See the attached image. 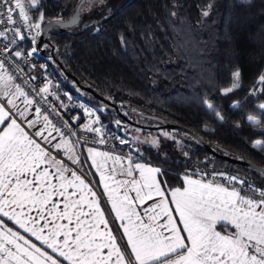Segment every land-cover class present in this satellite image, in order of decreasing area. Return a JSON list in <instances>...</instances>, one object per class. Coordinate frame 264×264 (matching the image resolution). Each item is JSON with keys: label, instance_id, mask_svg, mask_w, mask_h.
Instances as JSON below:
<instances>
[{"label": "snow or ice", "instance_id": "1", "mask_svg": "<svg viewBox=\"0 0 264 264\" xmlns=\"http://www.w3.org/2000/svg\"><path fill=\"white\" fill-rule=\"evenodd\" d=\"M239 2L250 4L251 0ZM89 3L90 0H80L68 21L55 23L65 28L77 25L82 9ZM38 6L39 0L27 3L25 0H0V25L12 26L14 33L10 44H16L17 38L25 39L21 25L30 35L35 32L32 35L35 43L36 36L43 31L44 15L41 13L33 22L29 12ZM202 14L207 16L208 11ZM9 30L8 27L0 28V38L6 39ZM120 39L123 42L124 38ZM36 51L33 48L27 54L34 55ZM0 52L8 53L9 60L13 55H24L22 51L9 52L8 46ZM240 75L239 70L232 73L231 86L223 89V94L240 86ZM15 80L0 59V126H3L0 130V264H61L59 258L66 264H264V189L252 185L244 189L246 181L225 177L214 170L211 178L207 173L188 172L182 177L183 187L170 190L173 208L158 178L164 171L160 167L134 163L131 154L125 166L121 156L88 147L91 166L100 174L99 183L103 185L101 196L106 197L110 205L106 216L100 196L91 182H86L87 177L49 155L48 147H42L33 138L54 147L57 153L62 147L72 152L65 132L52 124L47 114H43L42 126L37 127L41 125V107H35L36 118L33 119L29 112L36 102ZM258 83L264 85V73L258 77ZM32 91L46 102L42 94H51L50 82ZM259 91L264 92V88ZM21 99L23 108L17 104ZM204 103L215 110L210 102ZM80 107L89 117L97 111ZM258 107L264 110V104ZM217 118L223 119L219 113ZM79 119V116L71 117L72 121ZM247 119L259 123L253 117ZM99 120L96 115L83 130L100 134L101 128L94 127ZM62 123L68 128L69 136L76 135L67 121ZM22 124L37 130L30 136ZM116 124L119 126L120 122ZM51 131L60 136L59 143H53L55 137ZM163 135L175 139L168 133ZM96 142L106 143L102 135ZM120 143L127 145L123 138ZM156 143L152 141L154 146ZM261 145L264 141L253 142L254 148ZM184 155L187 157L188 153ZM69 159L74 164L80 163L73 155H69ZM117 174L126 178L117 179ZM196 176L199 178H194ZM218 179H226L228 186L218 183ZM147 201L154 202L145 206ZM109 217L119 222V236L109 227ZM3 218L34 237L40 246L8 227ZM177 219L182 227L178 226ZM218 226L224 231L217 230ZM118 239L124 242L123 248ZM45 246L50 252L44 250Z\"/></svg>", "mask_w": 264, "mask_h": 264}, {"label": "trees", "instance_id": "2", "mask_svg": "<svg viewBox=\"0 0 264 264\" xmlns=\"http://www.w3.org/2000/svg\"><path fill=\"white\" fill-rule=\"evenodd\" d=\"M79 3L39 0L38 8L30 12L33 20L43 13L44 24L53 18H69ZM88 17L82 15V20ZM94 27L50 31L42 44L54 55L50 76L74 96L76 88L83 89L76 77L106 98L111 104L93 93L83 96L102 104L101 119L116 131L117 141L124 132L116 121L145 130L159 127L142 125L131 106L188 129L167 127L175 130L171 135L175 139L160 136L158 146L135 148L129 139L132 157L164 170L161 178L168 188L181 186L183 174L197 169L227 172L264 188V172L212 153L190 132L219 151L228 149L264 166V145L253 147L254 141H264V110L258 107L264 102V92L259 91L264 85L258 83L264 73V0L250 4L239 0H128L107 15L96 32ZM24 46L31 47V41ZM237 70L240 86L223 94ZM205 101L215 110L207 108ZM251 115L259 123L249 122Z\"/></svg>", "mask_w": 264, "mask_h": 264}, {"label": "built area", "instance_id": "3", "mask_svg": "<svg viewBox=\"0 0 264 264\" xmlns=\"http://www.w3.org/2000/svg\"><path fill=\"white\" fill-rule=\"evenodd\" d=\"M4 19L6 20L7 17L5 16ZM3 27H8L10 30L6 39L0 38V49H2L4 46H8L9 52L14 53L15 51H22L24 53V55L21 57H15L13 55L12 59L9 60L6 58L8 53L0 52V59L4 60L8 73L16 77L15 82L20 84L25 89V91L29 93L31 98H34L36 106L41 107L42 113L47 114L53 120L54 124L58 128H61V130L64 131L66 135H68V128L64 127L62 122H68V126L71 128V131L76 133V135L68 136L73 141L80 156H83L84 146L88 144L96 145L105 149H111L126 155L132 153L131 148L127 145L121 144L120 141H117L116 133L111 134L110 130L108 129H103L104 131H102L100 134L83 130V126L88 123L87 117L84 114V110L76 103L73 92L64 86L60 80L50 76L49 69L52 61L54 60V55L51 52L43 51L42 48L37 45L38 36H36L35 43H33L32 35H35V32L30 35L29 31L24 29L21 25L25 39L21 41L19 38H17L16 44H10L9 41L14 35L13 31L11 30L12 26L0 25V28ZM41 28H43L42 23ZM98 29L99 25H96L92 31L96 32ZM27 40L31 41V47L24 46ZM33 48L37 49L36 53L34 55H28L27 53ZM25 81H27V83H25ZM48 82H50L51 94H42L46 96L45 102V100L41 99V96H37L35 92L32 91V89L35 88L38 90ZM73 116H79V121H72L71 117ZM101 135L106 141L104 144H99L96 142L99 140ZM81 136H83L84 139H79ZM85 140L87 143H85ZM59 154H61V150H59ZM212 172L213 170L197 169L194 173H207L208 178H211ZM215 173H223L225 177H235L223 171H215ZM238 180L243 179L238 178ZM217 182L228 185V181L226 179H218ZM248 185H252L257 189H264L261 186L248 182L244 184V189H247ZM236 186L240 187L238 183Z\"/></svg>", "mask_w": 264, "mask_h": 264}, {"label": "crops", "instance_id": "4", "mask_svg": "<svg viewBox=\"0 0 264 264\" xmlns=\"http://www.w3.org/2000/svg\"><path fill=\"white\" fill-rule=\"evenodd\" d=\"M16 83V82H15ZM31 98V97H30ZM17 104L19 105V107L23 108L24 105H23V102H22V99L21 100H17ZM35 107H36V104H34L29 112V115L35 119L36 116H35ZM91 108V107H90ZM98 109H100V106H98ZM40 121H41V125H38L37 127H40L42 126V122H43V113L41 114V116L39 117ZM50 121L52 122V124H54L53 120L49 117ZM55 125V124H54ZM25 131H27L29 133L30 136L33 135V133L37 130L36 128H32V129H29L27 127L26 124H22L21 125ZM56 126V125H55ZM3 126H0V130H2ZM45 135H48V133L46 132ZM51 135L53 137H55L53 143H59L61 138L60 136L55 132V131H51ZM65 137H69L68 135L65 134ZM34 139H37V142L41 143V146L42 147H48V150H49V155H51L52 157H54L55 159L57 160H61L62 163L68 167L70 170H76L78 174H81V175H85L87 177V181H90L91 182V186L93 187V190L97 192L98 196H100V199H101V207L105 209V213H106V216H108V212H107V209L110 207V205L107 203V200H106V197L104 196H101V193L103 191V185L99 183V180H100V174L98 172H96V169L94 166H91L92 165V161H91V158L88 157V153H87V148L88 147H95L98 151H105V152H110L112 155H119L122 157V161L124 163V165L126 166L127 164V156L126 154H122V153H119V152H116L114 150H111V149H105V148H102V147H99V146H96V145H92V144H88L86 146H84V154L83 156H80L79 152L77 151L76 152V149L75 147L73 148V146H70L72 147V152H68L67 151V148L65 147H62L60 150H61V154L57 153V150L54 148V147H51V146H48V145H45L43 141H40L38 138H35L33 137ZM70 139V137H69ZM72 142V140L70 139V143ZM73 143V142H72ZM74 144V143H73ZM69 155H73L74 157H78L79 158V161L80 163L79 164H74L72 160L69 159ZM133 158V162L136 163H142V164H145V165H150L152 167H158L157 165H155L154 163L152 162H149V161H146V160H142V159H139V158ZM99 159V158H98ZM108 165L111 166L112 165V161L109 160L108 161ZM117 168L119 169V165H117ZM51 171V169H50ZM107 168H105V173L107 174ZM70 175V173H69ZM184 175V174H183ZM138 176V174H137ZM183 177V176H182ZM123 178H126V177H121L119 176V174H117V179H123ZM159 179H161V183H162V188L165 189L166 191V195L169 196V205L170 207H173L174 208V205L171 204V201H170V190L171 189H174V188H177V187H183V184L181 186H175V187H172V188H168L166 187V185L163 183L162 181V178L161 177H158ZM194 178H199L198 176L194 177ZM111 183V181H109ZM226 185V184H225ZM228 186V185H226ZM157 199V198H154V200ZM154 201H147L146 202V205H151ZM114 215V214H113ZM174 216H177L176 213H173ZM5 220V224L8 226V227H12L14 230H18L21 232V234L23 235H26L28 236L33 243H36L38 246H40V242L39 241H36L34 237H30V234H26L23 232L22 229H19L18 225H14V222H11V221H8L7 218H3ZM119 222L116 221V222H113V220L111 219V217H109V227L113 230V233L117 236H119V233H117V226H118ZM177 224L178 226H181L180 225V222L179 220L177 219ZM217 230H220L219 228H217ZM122 231V230H121ZM220 231H224V230H220ZM118 243L121 244V247L123 248L124 247V242H121L119 239H118ZM45 251H49L46 246L44 248ZM106 251V250H105ZM130 251V250H129ZM51 254V253H50ZM59 258V257H57ZM61 259V264H66L65 261L62 260V258H59Z\"/></svg>", "mask_w": 264, "mask_h": 264}, {"label": "rangeland", "instance_id": "5", "mask_svg": "<svg viewBox=\"0 0 264 264\" xmlns=\"http://www.w3.org/2000/svg\"><path fill=\"white\" fill-rule=\"evenodd\" d=\"M124 1L125 0H90V3L88 5H85L84 8L82 9V15H85L84 13H86L87 15H89V17L83 18V20H82V15H81V19H80L79 23L77 25H74L72 28L77 29V28L83 27L84 25L90 24L96 18L106 17L111 12H113L119 5H121ZM25 2L27 3V2H29V0H25ZM89 8H91L92 10L89 11ZM29 15L30 16L32 15L31 12H29ZM76 89L78 92L77 95L74 96L76 103L79 106L83 105V106L87 107L88 109H96L97 110L92 117H89L84 112L85 116L87 117L88 123L90 122V120L94 119L96 115H98L100 117L99 123L95 124L94 126L101 128L102 131L108 129V130H110L111 134L116 133V131L112 130V128H109L111 126H108L107 124H105V122L102 121V119H101V115H100L101 111H100V109H98V106L101 107L102 104L91 103V102L84 99L83 96L91 95L90 91L85 90V89H81V88H76ZM261 104H264V102H262ZM130 109H131V111H133L136 114V117L139 119V121L141 122L142 125H152V126L157 125V126H159L158 128H156L154 130H150V129L145 130L143 128V126L135 125V124H132L130 122H122V121L120 122L119 121L120 122L119 125H121V129L124 132V133H121L119 135H121V137L125 141L130 139L132 141V144H133L132 146H134L135 148L138 145H153L152 144L153 140L157 141L155 146H158L160 136L167 138L166 136L163 135V133H168V134L172 135L175 132L174 129H169L167 127L160 126L161 122L155 118H152L151 116H148V112H146L145 110H143L141 108H137L135 106H131ZM250 117L255 118V120L258 118L255 115H251ZM65 138L69 141V145L71 144V146H73V148H74L75 145L72 143L73 141L70 143L71 138L70 139H69V137H65ZM75 149L77 152L78 150L76 147H75Z\"/></svg>", "mask_w": 264, "mask_h": 264}, {"label": "water", "instance_id": "6", "mask_svg": "<svg viewBox=\"0 0 264 264\" xmlns=\"http://www.w3.org/2000/svg\"><path fill=\"white\" fill-rule=\"evenodd\" d=\"M128 2V0H125L121 5H119L113 12H116L119 8H121L124 4H126ZM80 5V3H79ZM78 5V6H79ZM77 10V9H76ZM76 10L74 11V13L76 12ZM73 13V14H74ZM73 14L67 18V19H58V18H53V19H50L48 21H46L44 24H43V31L40 33V35L37 37V45L40 46L42 48L43 51H46L45 48L42 47V44L44 41L47 40L48 36H49V33L50 31H52L53 29H61V28H65L63 26V24H57L55 23V21L57 20H60V21H68L72 16ZM81 19V17H80ZM106 19V17L104 18H101L97 21H95L94 23H92L91 25H88V27H85L83 28L82 30L85 31V30H88L90 29L91 27H94L96 25H99L101 24L104 20ZM49 22H52L51 24H49ZM74 25H69L67 28L71 29ZM75 80L79 83L80 87H82L83 89H86L88 91H90L91 93H93L96 97H98L101 101H103L104 103H109L111 104L106 98H104L103 96H101L99 93H97L95 90H93L92 88H90L89 86L87 85H84L82 83L79 82L78 78L75 77ZM116 107V110L119 112V108L117 106ZM120 113V112H119ZM123 117L125 116L124 113H120ZM148 116H151L152 118H155L157 120H159L161 122V125L162 127H170V128H180V129H186L188 130L186 127L180 125V124H177V123H173V122H170V121H167L164 117L162 116H159V115H156V114H148ZM190 131V130H189ZM191 133L194 134V136L199 139L203 146L208 149L209 151H211L212 153L216 154V155H219L223 158H226L228 160H231V161H235V162H239V163H244L246 165H249L251 167H254V168H257L259 170H261L262 172H264V166L261 165L260 163L256 162V161H253V160H250V159H245V158H242L240 156H237L233 153H230L228 149H224L222 151H219L218 150V147H214L212 146L208 141L204 140L200 135L190 131Z\"/></svg>", "mask_w": 264, "mask_h": 264}]
</instances>
